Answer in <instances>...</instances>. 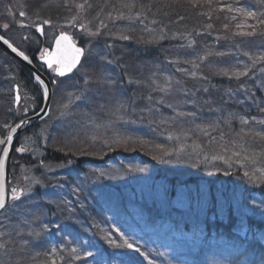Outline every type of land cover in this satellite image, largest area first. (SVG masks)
<instances>
[{
	"label": "rangeland",
	"instance_id": "rangeland-1",
	"mask_svg": "<svg viewBox=\"0 0 264 264\" xmlns=\"http://www.w3.org/2000/svg\"><path fill=\"white\" fill-rule=\"evenodd\" d=\"M102 1L103 6L98 7L100 0H51V2L49 0H0V33L13 43L24 48V44L32 43L33 38L28 37L30 35L38 36L46 42L56 32H66L71 34L75 43L80 44L83 49V55L76 70L69 76L53 77V84L51 81L53 94L49 115L46 119L49 123L39 127L34 133L42 140L41 145L47 147L48 144L54 145L57 142L71 154L70 157L74 158L79 155L80 160L86 158L92 162L93 165H90L96 168L94 170L99 176L96 175L95 178L98 181L103 178L110 180V177L115 176L116 172L121 169H133L129 166L130 164L115 163L114 153L125 154L129 149L136 148L137 153H143L140 158L148 157L144 152L148 145L146 140H154L162 144L161 138L165 133L160 130L161 122L165 123L168 120L171 131L174 130L172 132L178 135V141L175 145L173 143L158 147L161 150L159 152L168 153L172 148L177 151V154L182 152L183 149L180 150V147L184 148V143L190 142L185 132L193 133L194 131L196 139L193 143L197 146L196 149L199 145H203L202 147L212 153V158L201 157L200 159V163H206V168L209 170L199 172L201 178L192 174L188 175L193 167L191 160H194L193 157L197 153L193 149L182 161L175 162L173 159L175 164L172 167L185 176L186 181L179 179L176 186L168 188L166 181H162L165 177L160 175V181L154 188L155 194L151 181L152 174L148 172L154 169V165L148 163L150 169L146 170L147 167L134 168L139 175L136 178L131 177L132 181L130 179L126 181L128 191L121 193L124 196L120 194L117 200L122 199L126 200L125 203H131L130 198L144 199L147 202L153 199L157 210H173L175 214H169L171 220L168 221L173 224L181 221L183 217L187 220L189 217L192 220L202 218L204 215L202 206L209 207L211 198L217 197L215 201V205H218L215 206L217 212L234 208L236 212L253 216L254 220L264 222V180L259 179L264 173L262 154L264 140L252 135L255 132H264V112L260 111L264 108V60L256 59L264 56V25L260 24V20L264 19V0H207L212 10L217 13L221 12L216 19L218 22L213 24L219 32L225 31L226 24H232L231 29L235 32L251 31L248 25H255L259 32L257 31L256 36L254 35L253 43L245 45L246 40L240 43L242 40L240 38L246 35H236L233 32L232 37L236 36L234 43L237 51L234 48H222L216 50L212 56H208L209 53L204 52L205 49L203 51L201 49L200 54L192 49L191 54L185 59L184 55L179 53L180 49L171 48L168 58L171 64L163 60L160 62L157 59L150 62V58H143L144 52H154L155 47L157 49L159 44L170 42L174 37L164 38L167 36H164V33L168 31L158 26V22L152 24V19L144 16V13L150 10L147 4L149 0ZM93 2L97 5H93ZM77 4H82L83 8L78 9ZM126 5H133L131 11ZM228 7L244 8L255 12L256 17L245 18L239 13L227 11ZM172 10L174 9L170 7L166 13H172ZM21 11L26 15L21 16ZM120 14L123 18H117ZM221 15H223L224 22ZM233 16L236 19L233 20ZM43 19H50L51 24L42 25L43 33L37 32L36 26ZM237 24L244 27L237 29ZM5 25L7 27H4ZM177 26H180L179 19L174 18L166 28L175 30ZM122 36H128L129 39H122ZM219 38V36L215 37V40ZM164 39L166 40L163 41ZM231 41L232 38L228 43ZM217 53H224V55H217ZM234 55L236 59L232 60ZM254 59L257 62V69L255 65L250 67L245 62L249 60L253 63ZM9 60L0 55V63L3 64V69L0 68V140L5 139L14 123V117L18 119L26 113L40 109V106H32L33 101L20 86L17 80V69ZM161 63L166 64L169 70L160 75ZM239 72L246 74L233 75ZM220 74L229 75L225 78L232 77L234 87L236 86L232 95H229L230 97L221 93L222 90L219 92L218 88L212 89L211 76ZM240 77L244 78L243 83L236 82ZM184 79H190L189 84L192 87L191 85L187 87L183 82ZM16 88L18 101L14 97ZM246 90L248 92L245 96ZM257 92L260 94L259 97ZM206 98L208 99L205 103L203 100ZM207 103H212V105ZM159 108L171 109V117L167 118L165 115L163 117ZM210 114L214 115L212 119L209 118ZM203 117L207 119L197 121ZM241 119L247 120L248 123H242ZM189 125L190 129H188ZM208 132L217 134V137L203 142L201 136ZM24 138L23 136L22 139ZM2 146L0 145V152ZM222 147H225L223 152L212 151L216 148L221 150ZM217 153L218 156H215ZM213 158L221 165H215ZM146 159L150 160V158ZM8 164L12 165V162L9 161ZM92 166L89 167L90 171ZM238 167L241 172L237 170ZM234 168L236 172H239L233 181L236 186L228 187L226 193L212 196L211 192L214 193V190L223 189V187L215 184V178H212L210 173L215 175L216 171L218 174L226 171L229 175V171ZM245 172H248L249 176H245ZM19 174V180H16L13 174H10L12 175L10 177L6 172L8 198L6 208L0 215V264H51L53 260L55 264H65L70 261H72L70 264H90L93 263L92 257L97 251L94 247H101L105 250V246H109L107 248L115 253L118 252L116 241L107 235L109 231L110 234L115 232L117 238L121 240L123 238L124 243L125 241L133 242L131 239H125L127 232L123 227H120V230L112 226L104 230L105 226H99L95 227L96 232H94L83 225V228L80 227V232L78 228L76 232L74 231L76 234L69 236L63 232L69 226V221L59 223V225L44 222L45 227L30 221L31 226H29L27 224L28 209L24 207L25 205L34 207V200L31 199L33 192H28L27 189L28 178L24 175L27 176L28 173ZM229 176L233 175L230 173ZM20 178L23 182L21 189L18 188V185H21ZM188 182L195 187L196 184L201 185L199 190L202 193L199 192L203 199L198 201L194 197L191 200L185 197V194H188L186 191ZM13 188L20 193L19 198L16 199L19 200L18 202L12 199ZM259 189L262 190L260 193L262 195L259 194ZM98 190L96 188L94 192ZM53 200H57L56 195L53 196ZM58 201L61 203L62 198ZM77 201V199L69 198L68 195L63 199V203ZM43 230L46 234L45 240H42L40 236ZM130 232L129 234H132L133 230ZM179 232L180 230L176 229L174 234L177 241H173V236L171 237L174 243H181L182 238H189L187 233ZM122 233L126 234L122 235ZM163 234L157 232L151 237L137 238L136 248L132 250L135 257L147 264H160L157 261H150L153 259L150 258L153 257V253H150L149 260L143 248L151 243H158L156 238ZM109 241L112 244L109 245ZM261 241L264 243V239ZM68 243H72L71 248H66ZM153 245L155 247H150L151 249L164 248L162 244ZM86 247H88L87 250ZM166 247L182 259L193 261L195 264H213V261L205 256L211 253L200 250L199 246H191L185 252L177 251V249L182 251L186 246L174 248L166 245ZM23 248L27 249V253L20 252ZM72 249L76 251L73 252ZM89 249L92 252H88ZM166 254L168 252L163 250L159 253L161 256H166ZM77 256L79 259H76ZM90 259L93 261L90 262Z\"/></svg>",
	"mask_w": 264,
	"mask_h": 264
},
{
	"label": "trees",
	"instance_id": "trees-1",
	"mask_svg": "<svg viewBox=\"0 0 264 264\" xmlns=\"http://www.w3.org/2000/svg\"><path fill=\"white\" fill-rule=\"evenodd\" d=\"M149 1L150 2L147 4H149L150 10L147 13H144V16L150 17V19H152V24L158 22L157 23L158 26L163 27V29H166L168 31L164 33L165 34L164 36L167 35L164 38L167 37L171 38L172 36H174L172 39L174 38L175 39L174 40L171 39V41L167 43L165 42L159 44L157 49L155 47L156 51L154 52L151 53L144 52L143 53L144 59L150 58L151 60L150 62L156 61V59L159 60L160 62H162L161 60H163L171 64L170 60H168L170 56L171 48L180 49L178 51L180 54L184 55L185 59L188 57V55L191 54L192 49H194L197 54H200L201 49L202 51L203 49H205L204 52L211 53L208 56H212L216 50L222 48L223 49L234 48L235 50L237 49V46L234 43L236 36L234 38L232 37L233 32H235L231 29L232 24L231 25L226 24L228 29L227 27H225V31L223 33L219 32L218 28L215 27L213 24L218 22L216 21V19H218L221 12L217 13L215 12V10H212V6H210L211 5L210 2H208L207 0L204 1L149 0ZM96 2H93V5H95ZM103 4L104 2L100 0V2L98 3V7L103 6ZM170 7L173 8L174 10H172V13H166V10ZM221 17H222V21L224 22L223 15H221ZM174 18L175 20L176 18L179 19L180 26L179 27L177 26L178 28H176L175 30H170L169 28H166L168 27V23L173 22ZM209 24H211L212 27L207 28ZM256 34L257 33H255L254 35L256 36ZM254 35L252 36L246 35L241 37L240 39L242 40L240 41V43L246 40L245 45L252 44L254 41L252 40ZM2 36L7 40H9V38L6 37L5 35L2 34ZM218 36L220 38L215 40V37ZM28 37L33 38L32 43H29L27 45L24 44L23 46L24 48L20 47L19 45L18 46L19 49L23 51L25 54L34 55L38 51V49H40L45 43L44 40L38 36L34 37L33 35H30ZM231 38H232L231 43H228V41L231 40ZM165 40L166 39H164L163 41ZM0 55L5 57L6 59L8 58L10 59L9 61L11 62V64H13L17 69L16 70L17 80L19 81L20 86L24 89L25 92L28 93V96L32 99L33 101L32 106L38 107L40 105V97H41L40 90L29 77L28 71L24 69L20 64L15 62L8 55H6L2 50H0ZM235 59H236V55L232 56V60ZM245 62L246 65H249L250 67H253V65H255V68L257 69L256 66L257 62L252 63L249 60H246ZM162 65L163 63L160 64V68H161L159 69L160 75L166 72V70H169V67L166 64L163 66ZM0 68L3 69V64L1 63H0ZM166 73L164 74V76L166 75ZM225 74L216 75L214 77L211 76L212 87H213L212 89L218 88L220 89L218 90L219 92L222 90L221 93L223 94L225 93L224 95H226V97H230L229 95H232V92L235 90L236 86L234 87L233 81L231 80L232 77L225 78L229 76ZM184 80L183 82L184 84L187 85V87L191 85L189 84L191 81L190 79H184ZM244 81H245L244 78L240 77L236 82L243 83ZM199 90H201V88ZM246 92H248V90L245 91L244 93L245 96H246ZM257 96L258 97L260 96L258 92H257ZM202 97H206V96H202ZM207 99L208 98L204 99L203 101L206 103ZM208 105H212V103ZM159 111H161L160 113L163 114V117L164 115L167 118L171 117L170 115L172 113L171 109L159 108ZM213 116L214 115L210 114L209 118L212 119ZM205 119L207 118L203 117L197 119V121L200 122L201 120H205ZM13 120L15 122L16 118L14 117ZM48 123L49 121L45 120L36 128L29 131V133H27L24 136L25 137L24 139H22L23 137L20 138V140L22 139L20 141L21 142L20 145H22L23 149L26 151L20 154L17 153L15 154L13 152L9 160L10 162H12V165H9L10 163L8 164L7 172H8V176H10V174H13V177L14 179L16 178V180H19V175H20L19 173L21 172H23L24 174L28 173L27 176L26 175L24 176L25 178H28L27 179L28 192L29 191L33 192V196L31 197V199L34 200L33 201L34 207L26 206V205L24 207L25 209H28L27 224L31 226L30 225V221H31L32 223H36L42 227H45L44 222H53L54 224L59 225V223H64L65 221H69V226L66 228V230H63L64 234L69 236H72V234L75 233L76 229L78 228H79L78 232H80V227L83 228L82 227L83 225H85L88 228H91L94 232H96L95 227H99L100 225H102V223H104L102 221L106 216V214H109V212L111 213V215H113L114 221L115 222L118 221L120 224V221L121 220L123 221L122 217L126 218L127 214L130 213L129 205L127 207L128 212L126 215H123L125 212L124 210H123L124 212H121V214H119L118 211L113 210L112 207H114L115 209L117 204L124 205L126 200H122V199L117 200V197H119L120 194L123 193L125 190L128 191L127 185H125V183L129 179L131 180L132 179L131 177L136 178V176L139 175V172L136 170L139 167L140 168L147 167L146 168L147 170L150 169L149 168L150 164L148 163L154 165V169L153 170L150 169V171L148 172L152 174L151 181L153 184V192L155 193L154 188L157 187V183L160 181L159 179L160 175H163L165 177L164 179H162V181L164 182L166 181L167 185L170 186H176L179 179H182L183 181L185 180L184 178L185 176H182L180 173H178L172 166L173 164H175V162L179 160L182 161V159L187 158L188 154H190V151H192L193 149L197 151V153L196 156L193 157L194 160L188 159L191 160L193 163L192 164L193 167L190 169L188 175L192 174L195 177L201 178L199 172L207 169L206 163H200L201 157L204 159L212 158L211 151H208L207 148L202 147L203 145H199V148L196 149L197 146H195L193 143V141H195L196 139L195 138L196 132L194 131L193 133H189L188 131L185 132V135L188 137V140L190 142L184 143V148L180 147V150L183 149L182 152L177 154V151H175L173 148L168 153L159 152L161 150H159L158 147L159 148L165 147L167 146V144H173V143L175 145V142L178 141L177 138L178 135L172 132L174 130L171 131L170 124L168 123V120H166L165 123L161 122L162 126L160 127V130H163L162 132L165 133L163 134V138H161V140H163L161 141L162 144H159L157 143V141L154 140H149V139L146 140L148 145H147V150H144V152L147 153L148 157L146 156L145 158H140L141 154L143 155V153L140 152H139L140 154L137 153L136 148L129 149L128 151L125 152V154L121 152L114 153L115 163L117 164L125 163L126 165L130 164L129 166L132 167L133 169L131 170H128L127 168H124L123 170L121 169L122 171L120 170L119 172H116L115 176L110 177V180L109 179L105 180L103 178L102 180L98 181L97 178H95L97 174L94 169L96 168L94 167V169L90 171L89 167L92 166L93 163L88 161L86 158L83 157L84 159L80 160L78 158L79 155L74 158L70 157L71 154H69L67 150H64L61 146H59L57 142L54 144L55 146L51 143L48 144L47 147L41 145L42 140L39 139L38 136H36L34 133L38 131L39 127L43 126L44 124L48 125ZM190 128L191 127L189 125L188 129ZM192 129L194 130V128ZM162 132L160 134H162ZM31 133L32 135H30ZM213 134L215 133L208 132L202 135L201 137L203 142H206L207 139L217 137V134H215V136H212ZM55 138L57 139V137ZM143 142L145 143V141ZM230 142H226V144L229 145ZM225 147H222L221 150L220 148H216L213 149L212 151L223 152ZM132 153L135 154L133 155ZM262 154L264 156L263 146H262ZM68 156L70 158H68ZM215 156H218V153ZM146 158H150V160ZM214 158L213 160H215V162L213 163L215 165H221L220 163H217L218 161H216V159ZM173 159L175 160V162ZM217 170L219 172L221 171L220 169ZM237 170L240 171V167H238ZM237 170L236 168H234L232 171H229V175L231 173V175H233L232 177H230L226 171L221 172L222 174H218V172L216 171L215 175L211 172L210 176L212 178H215V184H219L220 187H223V189L219 188V190L217 189L214 190V193L211 192V195L217 196V194L219 195L222 193H226L228 191V187L234 188L236 185L233 181L235 180L237 174L239 173L236 172ZM203 180L205 179L203 178ZM20 183L21 185H18V188H20L23 185L21 178H20ZM186 186H187L186 191H188V194H190L191 198L194 197V199H197L198 201L203 199L202 194H200V192L202 193V191L199 190L201 186L200 184H196L195 187L188 182ZM191 186L194 187V189ZM96 188L99 190L95 193L94 190ZM261 191L262 190L259 189V194L261 193ZM55 195L57 196L56 201L53 200V196ZM66 195H68L69 198L77 199L78 201L72 203L71 202L63 203V199L66 197ZM122 195L124 196V194H121V196ZM128 195L129 194H127V196ZM59 198L60 199L62 198L61 203H59L58 201ZM130 199H131L130 206L136 208L133 211H137V215L142 217L141 218L143 219L141 220L142 222L144 221L153 222L154 220L155 221L159 220L157 222H164L165 224H168L169 223L168 221L171 220L169 219V214H173V215L175 214L172 212L173 210H164V209L162 211L157 210L156 208L157 205L153 199H152L153 201L151 200L149 202H147L144 199H137V198L136 199L130 198ZM216 199L217 197L211 198L209 207H206V205L202 206L203 207L202 213H204L203 217L205 218L206 224L210 226V229L212 230L218 229L219 233L223 234V237H225V235L227 234V237H231V239L233 240L235 239L234 233L237 231L243 233L246 236V238L248 236H252L256 241V244L254 246H256L257 251L260 255L255 260H253L254 261L253 263L258 262L264 264V246L258 241L257 230L255 228L257 223L259 224L261 223L264 225V222L254 220L253 216H247L241 212L240 213L235 212L234 208L228 209L229 211L223 209V211L217 212L216 210L211 209V208H217L215 207L218 206L215 205ZM69 204L70 206H68ZM35 205H37V207ZM138 206H141V208L137 209ZM118 208L119 207H117V209ZM160 213L161 215H159ZM163 217L165 218L164 220L162 219ZM124 227L125 228L131 227L134 231L132 232V234H129L131 232H128L125 237V239L133 240V242L130 243L133 245V247L128 248L126 244L122 242L123 238L121 240V238H117L116 235L113 234L112 240L114 239L116 241L118 245L117 247L119 248V250H121V251L119 250L117 251L120 252L121 254H124V256L126 257H134L135 262L130 264H147L145 261L135 257V254L133 252L134 249L136 248L135 240L140 236V230H138V227L135 226L134 224H131L130 226L124 224ZM40 236L41 238H43L42 240L46 239L44 238L46 237L44 230L43 233L40 234ZM120 237L122 236L120 235ZM224 239L227 240L228 238H224ZM110 241H109V245H110ZM246 243L247 242L245 241L239 243V245L241 246V248H245ZM71 244H69V246H71ZM107 247L105 246V251L106 250L108 251L107 259H111L113 261V256L115 252ZM18 251H20V249ZM26 251L27 249L23 248L20 252L24 254L27 253ZM100 256L102 255L100 254ZM150 258H153L152 260L156 259L154 256L153 257L151 256ZM119 260L120 262L121 261L124 262V259H119ZM84 261L87 262L86 260ZM245 261L246 258L242 261V263L245 264ZM71 262L72 261L67 262L65 264H70ZM107 263L109 264L112 262L107 260Z\"/></svg>",
	"mask_w": 264,
	"mask_h": 264
},
{
	"label": "snow or ice",
	"instance_id": "snow-or-ice-1",
	"mask_svg": "<svg viewBox=\"0 0 264 264\" xmlns=\"http://www.w3.org/2000/svg\"><path fill=\"white\" fill-rule=\"evenodd\" d=\"M49 2H51V0H49ZM46 6V5H44ZM76 7L78 9H82L83 5L82 4H77ZM126 7L129 8V10L131 11V8L133 7V5H126ZM227 11L229 12H236L239 13L241 16L245 17V18H255L256 17V13L252 12V11H247L244 8H232V7H228ZM21 16L26 15L25 12L21 11L20 12ZM117 18H123V15L120 14L118 15ZM73 19H75V17H73ZM232 19H236L235 16L232 17ZM51 24V20L50 19H43L41 21L40 24H38L36 26V31L37 32H41L43 33V27L42 25H49ZM260 24L264 25V19L260 20ZM4 27H7V25H5ZM81 27H83V25H81ZM208 27H212L211 24L208 25ZM225 27H227V25H225ZM237 29H242L244 26L241 24H237L236 25ZM248 27L251 28V31H238L235 34L236 35H247V36H252L256 33L257 29L255 25H248ZM86 30V29H85ZM92 35H95V33H91ZM122 39H129L128 36H122ZM0 40H3V42L5 44L8 45V47H10L12 49L13 52H17V49L15 47H13L7 39H4L3 37H0ZM55 44H56V52L53 53H49L47 49L44 50V52L41 55V59L44 60V62L49 66L52 67L53 62H55L58 67L55 69L57 74L60 76L65 75L66 72H71L73 68L76 67V65L80 62V58L83 55V49L76 47L72 42H71V38L66 35L64 32H61L59 36H57L55 38ZM17 54L19 56H21L23 59L28 60V56L25 55V53L23 51H19L17 52ZM211 53H209L210 55ZM217 55H224V53H217ZM251 59V57H250ZM256 59H261L264 60V56H260L257 57ZM256 59L253 60V63L256 62ZM227 74V73H226ZM246 73L244 72H239V73H233V75H237V76H242L245 75ZM36 80L43 84V81L40 79V77L37 75L36 76ZM45 96H47V89L45 88L44 90ZM16 100H19V96L16 97ZM65 107H67V105H65ZM261 112H264V108L260 109ZM241 122L244 124H247L248 121L241 119ZM21 125H16L15 128H12L11 131L8 133L7 137L3 140H0V145H5V147L3 148V156H0V169H2L3 167V162H4V157L7 155L9 149L6 146L7 144H10L13 140V135L12 133L16 131V128H19ZM252 135H254L255 137L259 138L260 140H264V132H255L252 133ZM17 151H24L23 148H17ZM245 159H248V157H245ZM141 171H143V169H141ZM245 176H249L248 172L244 173ZM250 179H253V177H249ZM259 179L264 180V173L261 174V176L259 177ZM20 193L17 191L16 188L12 189V199L16 200L19 198ZM5 201L3 198V195L0 194V209H3L5 207ZM112 242H110L111 244ZM125 244L128 248H132L133 245L128 243L127 241H125ZM137 251H139V249H136ZM73 252L76 251V249H72ZM88 255H91L90 253H88ZM76 259H79V257L77 256ZM51 264H55V260H53L51 262Z\"/></svg>",
	"mask_w": 264,
	"mask_h": 264
},
{
	"label": "bare ground",
	"instance_id": "bare-ground-1",
	"mask_svg": "<svg viewBox=\"0 0 264 264\" xmlns=\"http://www.w3.org/2000/svg\"><path fill=\"white\" fill-rule=\"evenodd\" d=\"M28 57L30 59H33L34 58V55H28ZM29 77L31 79H33V77L28 74ZM41 96V95H40ZM42 104H43V97L41 96L40 97V109L42 107ZM39 109V110H40ZM49 109H50V106H49ZM39 110H35V111H32V115L33 114H36ZM45 120V119H44ZM43 120V121H44ZM17 122L19 121H15L11 126H14ZM38 125V124H37ZM34 126L33 128L29 129L28 131L22 133L18 138L17 140L15 141L14 143V147L12 149V151L10 152L9 154V157L7 159V161L10 159V157L12 156L13 152L16 151L17 148L20 147V138H22L23 136H25L27 133H29V131H31L32 129L36 128L37 127ZM12 128V127H11ZM10 128V129H11ZM9 129V130H10ZM9 133V131H8ZM7 133V135H8ZM7 135L5 136V138L7 137ZM3 148V146L1 147ZM92 169H94V166L91 167ZM185 197L187 199H193L191 198L190 194H185ZM130 204V203H129ZM141 206H138L137 209H140ZM129 209L130 211L132 210H135L136 208H134L133 206H129ZM176 209V208H175ZM211 209H214L216 210L215 208H211ZM113 210H119L118 212H122L123 210L121 209H113ZM240 213V212H239ZM142 217L141 216H133L131 217L130 219H135L139 224L141 223V219ZM129 219V220H130ZM146 223L143 224V227L149 231V232H154L156 229H155V225L152 224L151 222H147V221H144ZM175 225H178L179 226V229H180V232H184V233H188L190 234L193 238L197 239V238H200L201 240V243H207L209 241H212V245L214 246V248L216 249H221V246H222V239L223 238H227V234L225 235V237H223V234L222 233H219V230L218 229H215V230H212L210 229V226H208L205 222V218L202 216V218L200 219H184L182 218L181 221H179L178 223H174ZM161 225L164 226L165 223L164 222H161ZM256 230H257V239L258 240H263L264 239V225L263 224H259L257 223L256 226H255ZM155 233V232H154ZM219 233V234H218ZM146 234L148 235V237H150V234L148 232H146ZM156 234V233H155ZM153 234V235H155ZM173 241H177V239H175L174 237L172 238ZM171 240V237H168V236H165L164 234L163 235H158V238H156V242L154 243H151L149 245V247H152L154 248L155 246L153 244H162L166 247V245L170 246V247H174V248H180L182 246L181 243H174L173 241ZM182 241L184 243L188 242L189 239L187 238H182ZM166 244V245H165ZM167 248V247H166ZM171 253L169 255V260L170 262H173L174 259H176L179 255L178 254H175L172 250H170L169 248H167ZM226 248H224L225 250ZM177 251H180L179 249H177ZM103 253L101 255H108V251H102ZM164 252H167V251H164ZM259 255L258 251H257V248L256 246H253L247 253V257H246V261H245V264H252ZM130 260L134 261L135 262V258L134 257H128ZM93 260H95V263L96 264H108L107 263V260H109L110 262L112 263H109V264H113L115 263L116 264V260L114 259V262L111 260V259H107L106 256H99L98 258H93ZM117 264H129V262H119ZM253 264H263V263H253Z\"/></svg>",
	"mask_w": 264,
	"mask_h": 264
},
{
	"label": "water",
	"instance_id": "water-1",
	"mask_svg": "<svg viewBox=\"0 0 264 264\" xmlns=\"http://www.w3.org/2000/svg\"><path fill=\"white\" fill-rule=\"evenodd\" d=\"M0 37H2V36L0 35ZM71 42H72V39H71ZM0 50H2L6 55L11 57L18 64H20L24 69H26L28 71V73L33 77V79L35 81H37L36 80V76L37 75L43 81V84H41V83H39L37 81L39 83V85L41 86L42 90H43V104H42L41 109L36 114H33L32 116H29L27 118H24V119L20 120L19 122H17L14 126H12V128H15L16 125H18V124L21 125L19 128H16L15 132L12 133V135H13L12 142L10 144L6 145L8 147V149H9V151H8L7 155L4 157L3 167H2V169H0V194L3 195L4 201H5V205H6L5 169H6V163H7V159L9 157V154H10V152L12 151V149L14 147L15 141L17 140V138L22 133H24V132L28 131L29 129L33 128L34 126H36L38 123L43 121L48 116L49 106H50L51 97H52V92H51L50 83L48 82V80L45 78V76L43 74H41L39 71H37V69L33 66V64H32V62L30 61L29 58H28V60L23 59L21 56H19L17 54V52H19L18 50H17V52H13L12 49L10 47H8V45L3 42V40H0ZM48 52L49 53H53V54L56 52L55 40L53 41L51 50L48 51ZM80 60H81V58H80ZM38 63L44 65L46 70L51 68L41 58L38 60ZM79 63L76 65V67L79 65ZM52 66L54 67V75L57 76V77H62V76L58 75L56 70H55L58 67V65L55 62H53ZM75 68H73L72 71ZM71 72H66L65 75H68ZM65 75H63V76H65ZM45 88L47 89V96H45V93H44ZM11 129L9 130V132L11 131ZM4 147H5V145L3 146V148ZM3 148H2V150L0 152V156L4 155L3 154ZM3 209H0V212Z\"/></svg>",
	"mask_w": 264,
	"mask_h": 264
}]
</instances>
